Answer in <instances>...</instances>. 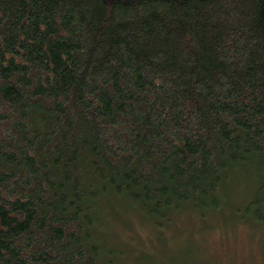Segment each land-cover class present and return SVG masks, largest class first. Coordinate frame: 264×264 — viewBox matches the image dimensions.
<instances>
[{
    "label": "trees",
    "instance_id": "trees-1",
    "mask_svg": "<svg viewBox=\"0 0 264 264\" xmlns=\"http://www.w3.org/2000/svg\"><path fill=\"white\" fill-rule=\"evenodd\" d=\"M117 213L264 263V0H0V264H123Z\"/></svg>",
    "mask_w": 264,
    "mask_h": 264
},
{
    "label": "rangeland",
    "instance_id": "rangeland-1",
    "mask_svg": "<svg viewBox=\"0 0 264 264\" xmlns=\"http://www.w3.org/2000/svg\"><path fill=\"white\" fill-rule=\"evenodd\" d=\"M112 213L113 212H111V215L114 217V214ZM117 214H119V217L117 216L116 218L111 219L116 225L109 228L111 235L108 238V242L112 248L116 250L115 256H120L118 258L123 264H140L143 255H145L143 253L147 252L153 257L154 262L156 261L157 264L167 263V259L163 260V257H165L163 255V251L165 250L163 244L155 238L153 234L154 230L149 223L144 222L142 218L137 217L136 215L128 217V215L124 213ZM173 220L176 222V227L174 229H166L165 225V228L161 229L163 234L166 235L164 236L166 241L167 239L169 240V244L166 245L169 250V254L166 256L170 255L169 258L177 257L181 251L180 254H182L187 248L189 241H193L198 247V255L196 254V257L210 256L211 252L209 250L217 248L219 245L220 239L218 233L215 232V228H212V230L209 231L211 233L207 235L205 241L206 235L201 233V236H199L197 231L192 233L191 228L189 226L186 227L187 224H185L184 220L182 221L180 217L173 215ZM240 230L241 229L235 228L232 232H229V234H235L239 238L234 241L235 250H237L236 252L239 253L241 250H246L245 246H247L248 251L241 264H264L260 259L259 249L257 247V243L258 246H260L258 242L259 238H251V234L249 233L250 235L248 234L246 236V241H244V233L240 232ZM171 232L174 233V236H171ZM178 235L180 236L179 238H177ZM223 247L225 248L224 245ZM191 255L193 256V254ZM211 258H213V255ZM237 258L239 257L237 256ZM190 262V258H184L180 259L177 264H190Z\"/></svg>",
    "mask_w": 264,
    "mask_h": 264
}]
</instances>
